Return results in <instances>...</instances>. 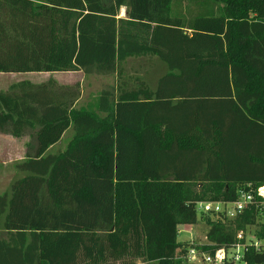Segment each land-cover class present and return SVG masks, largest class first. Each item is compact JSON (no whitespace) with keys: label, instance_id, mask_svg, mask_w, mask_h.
<instances>
[{"label":"trees","instance_id":"trees-1","mask_svg":"<svg viewBox=\"0 0 264 264\" xmlns=\"http://www.w3.org/2000/svg\"><path fill=\"white\" fill-rule=\"evenodd\" d=\"M142 58L166 68L156 90L126 70ZM78 71L117 78L96 110L55 80L0 92V134L35 143L0 194V264H187L249 227L264 238L254 206L202 213L207 243L178 240L199 204L264 186V0H0V74Z\"/></svg>","mask_w":264,"mask_h":264},{"label":"rangeland","instance_id":"rangeland-1","mask_svg":"<svg viewBox=\"0 0 264 264\" xmlns=\"http://www.w3.org/2000/svg\"><path fill=\"white\" fill-rule=\"evenodd\" d=\"M126 9L122 10L123 15L126 13ZM148 61L140 59V60H130L126 67V70L129 74L137 73L140 76L144 78L146 76V68H144V65H146ZM154 67V64H153ZM155 73L157 76H161L166 72V68L163 64L160 63L159 66H156ZM85 73V72H84ZM86 79H85V94L87 95L88 92L94 93L96 92V89L98 88V83H115L117 81V78L115 76H99L95 73H85ZM68 73H2L0 74V90H6L13 84L19 83L21 81H31L33 83L36 82H42V81H49V80H55L56 82H63L67 80ZM115 80V81H114ZM57 82V83H58ZM112 86V85H108ZM106 86V87H108ZM73 87V86H72ZM105 87V88H106ZM89 89V90H88ZM87 109L96 110L93 107H82ZM73 136V131L71 130L64 138V141L61 145L62 149L60 151H64L67 147V144L69 140ZM3 144L0 143V148H3ZM3 162V161H2ZM8 162V160H6ZM15 173L17 174L15 176ZM23 176L22 173H18L15 170V166L13 164H5L0 163V194L5 193L9 190L11 183L19 179ZM229 211L233 210V206L229 205L227 208ZM199 222L196 225L193 226H182L181 227V234L178 237V240L181 243H188V244H205L207 242V232H208V226L206 222L201 218L202 213H204L203 209L199 208ZM4 236V232L0 230V237ZM134 264H150V263H144L140 260L136 261Z\"/></svg>","mask_w":264,"mask_h":264},{"label":"crops","instance_id":"crops-1","mask_svg":"<svg viewBox=\"0 0 264 264\" xmlns=\"http://www.w3.org/2000/svg\"><path fill=\"white\" fill-rule=\"evenodd\" d=\"M123 9H126V8L121 9L119 18H127V9H126L125 15L121 14ZM142 59L148 61V63L144 65V68H146L147 73L143 79L150 85V87L153 90H156L161 76H157V74L155 73V68L157 69L156 66H159L160 62L157 61L156 59H149V58H145V59L142 58ZM135 60H140V59H135ZM153 64H154V67H153ZM68 74H69L68 75L69 78L67 80L63 82H58V81L57 82L63 86L78 87L79 98L76 102L77 108L93 107L96 109L98 107V100H99V95L101 91L109 84L110 85L116 84V82L115 83L114 82L113 83H105V82L100 83L99 82L98 88L99 87L101 88L96 89V92L94 93L88 92V94L86 95L85 88H84L86 74L83 71L72 72ZM43 82L45 81L36 82L35 84H40ZM6 90H0V92L6 91ZM142 106H143L142 102L140 103H117L116 104L117 117L121 120H128L130 122H135L140 113ZM70 131L71 130H69L64 135L63 139L57 145L51 148L50 152L57 153L60 151V149H62L61 145L64 141V138ZM0 143H2L4 146L3 148H0V163L4 162L5 164L6 163L13 164L14 166L18 163L23 162L26 159L28 151H30L31 147L35 145L34 141H32L30 137H24L21 139H17L10 135H3V134H0ZM6 160H8V162H6ZM16 175L17 174L15 173V176ZM181 227H179V235L181 234Z\"/></svg>","mask_w":264,"mask_h":264},{"label":"built area","instance_id":"built-area-1","mask_svg":"<svg viewBox=\"0 0 264 264\" xmlns=\"http://www.w3.org/2000/svg\"><path fill=\"white\" fill-rule=\"evenodd\" d=\"M229 205L233 210L229 211ZM256 207L264 222V186L259 187L256 192L247 193L241 191L238 200L231 203L207 202L199 204L198 209H203L205 214H224L228 219H234L247 209ZM257 227H249L246 232H240L239 242L230 247L217 250L214 254L204 252L196 248H190L185 255L187 264H247L245 253L249 248H254L258 252H264V238L257 236ZM245 240L244 242H241ZM207 243V242H206Z\"/></svg>","mask_w":264,"mask_h":264}]
</instances>
